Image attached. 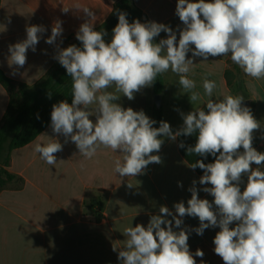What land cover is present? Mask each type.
<instances>
[{
  "label": "clouds",
  "instance_id": "9594fccd",
  "mask_svg": "<svg viewBox=\"0 0 264 264\" xmlns=\"http://www.w3.org/2000/svg\"><path fill=\"white\" fill-rule=\"evenodd\" d=\"M73 8L90 18L76 32L81 47H60L57 40L63 28L59 20L45 39V43L55 45L53 58L72 79L71 103L65 100L52 106L50 126L55 136H63L65 143L70 140L88 159L101 146L121 153L122 160L114 162V171L120 177H135L149 164L161 163V157L153 154L164 142L158 137L175 141L181 135L195 134L196 143L187 148V153L215 158L212 163L197 160L190 166L203 170L199 184L205 187L200 190L214 200L199 198L197 181L193 180L187 207L183 201L175 203L174 215L161 206L160 214L152 215L146 227L137 224L124 229L126 239L118 260L121 264H196L194 256L202 258L204 252L197 249L193 255L189 250L188 231L181 228L183 218L188 216L199 219V227L193 229L197 235L208 228L220 229L213 240L214 252L224 264H264V153L253 147L254 132L261 124L243 105L244 96L228 94L220 100L208 99L207 111L197 107L181 113L183 125L175 132L168 122L160 121L158 128L153 127L156 121L143 110L125 109L116 103L121 94L133 100L135 93L152 86L169 70L178 75L179 85L184 93H190L191 103L201 101L195 81L188 78L197 57L207 61L210 56L230 55L245 75L264 78V0H178L175 15L183 24L178 28V40L177 32L168 25L141 23L138 19L129 23L127 14L119 12L109 43L104 39L106 31L94 30L96 16L89 7L76 4ZM70 9L63 7L62 11ZM45 31L43 25L26 27V39L8 46L9 66L23 68L27 51H36ZM161 32L167 37L155 43ZM202 86L205 95L212 97L215 81L204 78ZM91 105L96 107L90 109ZM93 115L95 121L90 119ZM179 147L184 148V143ZM62 150L56 138L34 147L49 165L57 163L55 154ZM244 176L247 182L241 191ZM178 186L182 184L178 182ZM233 223L235 227H230Z\"/></svg>",
  "mask_w": 264,
  "mask_h": 264
},
{
  "label": "crops",
  "instance_id": "0c3cea01",
  "mask_svg": "<svg viewBox=\"0 0 264 264\" xmlns=\"http://www.w3.org/2000/svg\"><path fill=\"white\" fill-rule=\"evenodd\" d=\"M118 1L1 0L0 69L15 83L34 86L59 63L53 58L55 45L45 43L53 24L57 20L62 22L63 34L57 43L66 48L76 39L80 25L90 19L73 8L76 4L89 7L95 13L93 22L96 28L111 16ZM177 2L132 0L134 7L149 22L162 23L176 31L178 40V28L182 29L183 24L175 15ZM63 7L71 9L64 13ZM32 25L45 27L43 38L35 52L27 51V62L23 68L10 67L8 46L26 39V27ZM166 37L167 34L161 32L157 37L158 43ZM188 57L191 58V52ZM194 63L196 65L188 73V78L195 81V90L200 92L201 101L191 103L190 93H184L178 75L169 70L162 74L164 89L159 94V107L153 85L135 93L133 100L121 94L116 103L125 109L143 110L152 120L154 109L161 108L163 121L168 122L175 132L183 125L181 113L203 108L208 99L220 100L228 94L243 95V103L249 102V108L261 124V128L254 132L253 147L264 153V78L257 80L245 75L231 61L230 55L210 56L207 61L197 57ZM13 71L17 72L15 76L11 75ZM226 71L230 72V85ZM204 78L216 83L212 97L204 93ZM9 103L10 95L0 84V122ZM95 107L91 105L90 109ZM90 119L95 121V115ZM50 125L31 143L11 154L8 171L15 178L0 192V264H121L118 251L124 247V229L137 224L146 227L152 215L160 214L161 206L168 207L174 215L175 203L183 201L187 207L191 198L188 189L192 187L193 180L197 181L199 198L214 200L210 194L200 190L205 187L199 184L203 174L193 170L181 155L178 137L175 141L158 137L164 142L160 151L153 154L161 157V163L149 164L143 174L135 177H120L114 171V162L122 160L121 153L101 146L91 159L85 158L70 140L65 143L63 136H55ZM52 138L63 145V150L55 154V165H49L34 151L37 143L44 145ZM252 167L255 169L257 166L253 164ZM261 167L264 170V165ZM242 180L241 191L247 177H242ZM183 221L181 228L188 231L190 252L193 255L197 249L204 252L202 258L194 256L196 264H201V259L204 264H224L214 252L213 240L220 229L208 228L203 235H197L193 229L199 227V219L185 216ZM230 227H235V223ZM174 230L180 229L174 227Z\"/></svg>",
  "mask_w": 264,
  "mask_h": 264
},
{
  "label": "trees",
  "instance_id": "16d2710c",
  "mask_svg": "<svg viewBox=\"0 0 264 264\" xmlns=\"http://www.w3.org/2000/svg\"><path fill=\"white\" fill-rule=\"evenodd\" d=\"M1 6V0H0ZM126 13L129 23L134 20L149 22L144 14L134 7L132 0H119L113 8L111 16L94 30H104L107 35L104 39L106 43L111 41L113 28L118 24V13ZM158 43V38L154 40ZM81 47V42L77 39L71 41L70 45ZM67 46V47H68ZM230 72L226 71V79L231 84L229 78ZM0 84L8 91L10 103L8 109L0 122V192L12 182L15 178L8 171L11 162V154L14 150L22 148L35 140L51 123V111L54 104L60 101L71 103L72 100V79L67 75L66 69L58 63L56 67L39 83L34 86L15 83L0 69ZM18 85V86H17ZM154 93L159 95L164 89V80L162 75L158 76L153 83ZM51 93V98H49ZM207 111L206 106L203 107ZM39 117V118H37ZM155 127H159L160 121H163L161 108L154 109ZM196 135L179 136L178 144L184 143L185 147H179L181 155L191 165L197 160H203L204 163L214 162V157L209 155L206 159L195 154H188L187 148L194 146ZM195 171L203 174V170L196 168Z\"/></svg>",
  "mask_w": 264,
  "mask_h": 264
},
{
  "label": "water",
  "instance_id": "95a60500",
  "mask_svg": "<svg viewBox=\"0 0 264 264\" xmlns=\"http://www.w3.org/2000/svg\"><path fill=\"white\" fill-rule=\"evenodd\" d=\"M17 86H18V85H17ZM160 102H161V96H160V95H157V96H156V104H157L158 107L160 106ZM243 105L249 107V102H248V101H245V102L243 103Z\"/></svg>",
  "mask_w": 264,
  "mask_h": 264
}]
</instances>
